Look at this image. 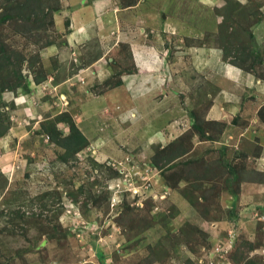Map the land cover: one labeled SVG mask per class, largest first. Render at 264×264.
Returning a JSON list of instances; mask_svg holds the SVG:
<instances>
[{"label":"rangeland","instance_id":"374dc122","mask_svg":"<svg viewBox=\"0 0 264 264\" xmlns=\"http://www.w3.org/2000/svg\"><path fill=\"white\" fill-rule=\"evenodd\" d=\"M73 2L0 0V264H264V0Z\"/></svg>","mask_w":264,"mask_h":264},{"label":"crops","instance_id":"0c3cea01","mask_svg":"<svg viewBox=\"0 0 264 264\" xmlns=\"http://www.w3.org/2000/svg\"><path fill=\"white\" fill-rule=\"evenodd\" d=\"M73 1L75 2V0H72V2ZM80 1L81 0H77V2H80ZM88 1H90V0H88ZM105 1L106 0H91V2L87 5L82 4V5H79V7L77 6V9L74 8L75 10H73V12H71L72 14L70 15V23H69V30L70 31H69L68 35H66L67 36L66 39H67L68 43L70 42L72 44H75L76 38L82 37V36L84 37V35H87L88 37H92V35H93L92 31H95L98 28L103 29V30L106 29L105 28L106 23H105L104 17L101 16L100 19H98L97 15H96V14H99L102 12V7L107 4V2H105ZM77 2H75V4H77ZM133 7H135V6H133ZM133 21H134V19H133ZM107 28L109 29L108 26H107ZM59 29H60V26H59ZM136 34H137V31H136ZM101 36H102V34H101ZM98 39H100V38H98ZM102 39L104 40V38H102ZM143 51L146 52V55H150V53L148 52V51H150L149 49L148 50L143 49ZM145 59L146 58H143V56H142V64H145V66H142L144 73L140 72L139 75L154 77L153 72H151V70H153V65L149 59H148V61ZM100 61H101V58L98 61H96L94 64L97 65V63L99 64ZM136 63H138V62H136ZM136 63H135V65H136ZM91 67H93V66H90L89 69ZM87 68L82 69V71H84V70L87 71ZM103 69H105V66H103ZM103 71L105 72L106 70H103ZM136 76H137V74H135V73H133L132 75H127V80L125 81L124 84L129 86V84H131L130 81L134 80L133 78H135ZM124 84H122V86H125ZM252 91H254V89ZM33 98H35V94H33V93L25 95V96H21L19 93H17L16 98H15V102H16L15 104H18L19 102L33 103L34 102ZM253 185H255V183H252V186H250V187H253ZM243 186H244V183L242 184V187Z\"/></svg>","mask_w":264,"mask_h":264},{"label":"trees","instance_id":"16d2710c","mask_svg":"<svg viewBox=\"0 0 264 264\" xmlns=\"http://www.w3.org/2000/svg\"><path fill=\"white\" fill-rule=\"evenodd\" d=\"M7 53H8L7 48L6 49L0 48V60L2 61V62H0V65L4 64V66H5V65H7V63L10 64V62L8 61L9 57L7 56ZM16 83L17 82H15V84ZM16 85H18V84H16ZM72 131H73L72 134L75 135V137H77L79 139H80V137L81 138L83 137L82 134L79 132V130H77V128L75 126H72Z\"/></svg>","mask_w":264,"mask_h":264}]
</instances>
